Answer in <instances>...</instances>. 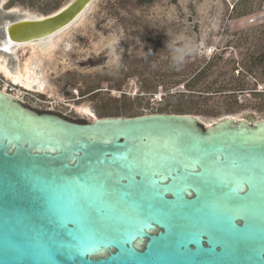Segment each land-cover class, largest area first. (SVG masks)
Wrapping results in <instances>:
<instances>
[{
  "label": "water",
  "instance_id": "water-1",
  "mask_svg": "<svg viewBox=\"0 0 264 264\" xmlns=\"http://www.w3.org/2000/svg\"><path fill=\"white\" fill-rule=\"evenodd\" d=\"M94 1L14 20L0 0L2 49ZM0 264H264V119L80 123L0 90Z\"/></svg>",
  "mask_w": 264,
  "mask_h": 264
},
{
  "label": "rangeland",
  "instance_id": "rangeland-1",
  "mask_svg": "<svg viewBox=\"0 0 264 264\" xmlns=\"http://www.w3.org/2000/svg\"><path fill=\"white\" fill-rule=\"evenodd\" d=\"M70 1L6 0L3 8L47 16ZM53 42L45 55L29 46L16 53L21 71L35 66L43 93L0 73V89L16 86L39 113L80 123L191 115L204 127L264 119V0H95Z\"/></svg>",
  "mask_w": 264,
  "mask_h": 264
},
{
  "label": "bare ground",
  "instance_id": "bare-ground-1",
  "mask_svg": "<svg viewBox=\"0 0 264 264\" xmlns=\"http://www.w3.org/2000/svg\"><path fill=\"white\" fill-rule=\"evenodd\" d=\"M64 7V6H63ZM9 13H12L13 15L18 14L22 16H17L15 17L14 20H20L22 19H33V18H38L41 16H35V15H30L28 13L20 12L16 8H11L8 9ZM9 23L8 20L1 22L0 23V31L6 26V24ZM69 29V28H68ZM62 30L54 35H51L48 38L37 40V41H32L28 43H23V44H17L12 46V48H7V49H2L1 40H0V73L4 76V78H7L6 81L14 83L15 85L21 86L25 91L28 90L30 92H42V83L41 81L37 78L36 74V68L35 66L30 65V62H27L24 71L20 70V67L18 65V57L16 56L17 51L20 48L29 46L33 50H37L40 54H47L49 50H51L52 45H53V39H55L56 36H58L60 33H62ZM33 72L34 75H29L30 72ZM4 82V81H3ZM11 83L5 84L4 82V87L3 89L1 88V91H8V87L12 86V90H14L13 96L17 97L18 99L22 100L20 98V90H17L16 86L11 85Z\"/></svg>",
  "mask_w": 264,
  "mask_h": 264
},
{
  "label": "trees",
  "instance_id": "trees-1",
  "mask_svg": "<svg viewBox=\"0 0 264 264\" xmlns=\"http://www.w3.org/2000/svg\"><path fill=\"white\" fill-rule=\"evenodd\" d=\"M57 6V5H56ZM55 9H57V8H55ZM261 62H264V50H263V52L261 53V55H260V57H259V59H258V63H261ZM190 82H191V80H189L187 83H186V85H190ZM190 87H191V85H190Z\"/></svg>",
  "mask_w": 264,
  "mask_h": 264
},
{
  "label": "built area",
  "instance_id": "built-area-1",
  "mask_svg": "<svg viewBox=\"0 0 264 264\" xmlns=\"http://www.w3.org/2000/svg\"><path fill=\"white\" fill-rule=\"evenodd\" d=\"M13 88L12 87H8V91H5V92H8V93H10V94H14L13 92H14V90H12ZM20 100V99H19ZM20 101H22V100H20Z\"/></svg>",
  "mask_w": 264,
  "mask_h": 264
},
{
  "label": "flooded vegetation",
  "instance_id": "flooded-vegetation-1",
  "mask_svg": "<svg viewBox=\"0 0 264 264\" xmlns=\"http://www.w3.org/2000/svg\"><path fill=\"white\" fill-rule=\"evenodd\" d=\"M33 93H34V92H33ZM36 93H38V92H36ZM22 103H23L25 106H27L26 103H24L23 101H22ZM27 107H28V106H27Z\"/></svg>",
  "mask_w": 264,
  "mask_h": 264
}]
</instances>
